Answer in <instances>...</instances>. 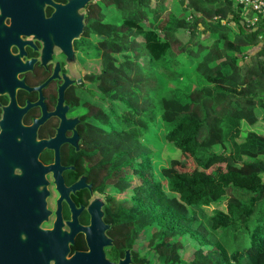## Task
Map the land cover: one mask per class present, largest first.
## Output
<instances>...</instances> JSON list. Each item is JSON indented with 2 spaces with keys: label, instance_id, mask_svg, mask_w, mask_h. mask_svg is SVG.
I'll return each mask as SVG.
<instances>
[{
  "label": "trees",
  "instance_id": "trees-1",
  "mask_svg": "<svg viewBox=\"0 0 264 264\" xmlns=\"http://www.w3.org/2000/svg\"><path fill=\"white\" fill-rule=\"evenodd\" d=\"M167 1L109 0L123 22L104 32L84 98L107 126L106 181L125 196L114 212L135 245L147 239L146 264H264V18L247 26L254 12L232 0ZM167 143L179 153L160 172L168 192L152 171Z\"/></svg>",
  "mask_w": 264,
  "mask_h": 264
},
{
  "label": "flooded vegetation",
  "instance_id": "flooded-vegetation-1",
  "mask_svg": "<svg viewBox=\"0 0 264 264\" xmlns=\"http://www.w3.org/2000/svg\"><path fill=\"white\" fill-rule=\"evenodd\" d=\"M122 22L109 0H0V118L12 102L11 115L32 127L46 187L44 203L24 200L8 211L6 144L0 155V264H71L76 254L93 249L91 258L102 249L114 264L126 254L127 264L147 263L135 248L131 221L114 212L125 196L106 181L105 126L84 100L103 69L104 32ZM14 153L11 158L23 164L25 154ZM16 172H22L19 165ZM12 173L10 182L17 181L13 166Z\"/></svg>",
  "mask_w": 264,
  "mask_h": 264
},
{
  "label": "water",
  "instance_id": "water-1",
  "mask_svg": "<svg viewBox=\"0 0 264 264\" xmlns=\"http://www.w3.org/2000/svg\"><path fill=\"white\" fill-rule=\"evenodd\" d=\"M13 108L14 106L12 102H10L8 106L4 108L0 118V155L3 153L5 145L8 144V211L14 210V206L24 200L34 204L38 202L44 203V197L46 195L45 180L43 177L44 168L40 166V161L37 156L41 143L36 141L33 137L32 127L21 125L18 120L16 121L15 117L11 115L9 111ZM17 136H21L22 139L16 141L15 138ZM14 152H18L21 159L25 154L23 164H19V161L15 162L11 158V154ZM18 165L22 171L20 174H16ZM12 166L18 180L10 182L14 176L12 173ZM45 214L46 210L43 211L41 216H45ZM31 219L32 218H27L28 221ZM106 242L109 243V239H106ZM95 250L96 249H93L92 253L76 254L71 264H114L105 258L102 249H98L97 259L91 258ZM62 254L63 251L61 249V257ZM128 261V254H126L124 261L120 260L115 264H127ZM59 264L66 263L62 261Z\"/></svg>",
  "mask_w": 264,
  "mask_h": 264
},
{
  "label": "rangeland",
  "instance_id": "rangeland-1",
  "mask_svg": "<svg viewBox=\"0 0 264 264\" xmlns=\"http://www.w3.org/2000/svg\"><path fill=\"white\" fill-rule=\"evenodd\" d=\"M232 1L234 3H237L236 0H232ZM171 3H172V0L167 1L168 5H171ZM153 6H154L156 11H160V6H159L158 1L154 2ZM244 10H245V13L251 12V10L249 8H245ZM255 19H256V17H254V18L252 17V18L248 19L249 21L246 20L247 26H251L255 22H257V21H255ZM259 40H262V37H259ZM260 44L261 43H259V45ZM246 69H247V64L243 63L241 70L244 72V71H246ZM159 81L163 87L166 86L163 78H160ZM105 128H107L106 125H105ZM153 136L151 138V136L149 135L143 139H145V141L150 142L152 144L157 143V147L160 146L161 142L158 140L156 141ZM153 146L156 147V145H153ZM170 146H171L170 143L163 145L160 149L153 152V158H152V171H153L154 175L164 184L163 188L167 192H168V190L166 189V186H165V179L161 176L160 172H161L162 167H164L165 165H167L169 163L170 158L179 154L178 151H176L172 147L170 148ZM135 182H136V178L133 179V183H135ZM225 201L226 200L220 201L217 203V205H213V204L208 205L204 210L210 212L212 210V208H214V207H218V208L223 209ZM135 248L139 252V254L141 256H143L145 259L152 256V252L148 247V241L144 237L140 238L136 242ZM195 248H196V245L194 244V242L191 239H189V238L184 239V241H183V256H184V258L190 257ZM146 260L148 261V259H146Z\"/></svg>",
  "mask_w": 264,
  "mask_h": 264
},
{
  "label": "built area",
  "instance_id": "built-area-1",
  "mask_svg": "<svg viewBox=\"0 0 264 264\" xmlns=\"http://www.w3.org/2000/svg\"><path fill=\"white\" fill-rule=\"evenodd\" d=\"M236 1L237 3L243 4L244 8H249L251 12H254L253 18L256 17L255 21L258 20L259 15L264 18V0H236Z\"/></svg>",
  "mask_w": 264,
  "mask_h": 264
}]
</instances>
